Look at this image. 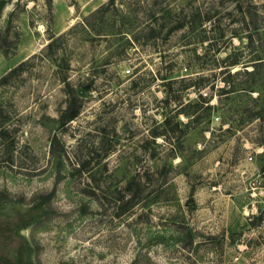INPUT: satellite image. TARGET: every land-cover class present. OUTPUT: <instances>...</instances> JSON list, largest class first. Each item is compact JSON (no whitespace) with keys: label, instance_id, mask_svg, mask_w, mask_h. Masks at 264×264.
I'll use <instances>...</instances> for the list:
<instances>
[{"label":"rangeland","instance_id":"obj_1","mask_svg":"<svg viewBox=\"0 0 264 264\" xmlns=\"http://www.w3.org/2000/svg\"><path fill=\"white\" fill-rule=\"evenodd\" d=\"M109 2L0 0V264H264V0Z\"/></svg>","mask_w":264,"mask_h":264},{"label":"trees","instance_id":"obj_2","mask_svg":"<svg viewBox=\"0 0 264 264\" xmlns=\"http://www.w3.org/2000/svg\"><path fill=\"white\" fill-rule=\"evenodd\" d=\"M115 0H110L108 5L102 7L101 9L96 10L93 12V14L83 20V22H80L77 24L76 27H74V30H81L83 33H85L88 36H95L96 33L100 31L101 27V20L104 19L106 13L110 10V8L114 5ZM73 33V31H72ZM66 35H61L57 38H54L52 42L48 45V47L52 50L54 47V43L58 39H66ZM24 66V63L20 65V68ZM18 69H14L12 73H16ZM81 108L78 106L77 99L74 96H70L68 107L67 109L61 114L59 119V124L61 127L66 126L70 122L74 121L79 115H80ZM168 119H166L165 123H168ZM132 185H130L131 189Z\"/></svg>","mask_w":264,"mask_h":264},{"label":"built area","instance_id":"obj_3","mask_svg":"<svg viewBox=\"0 0 264 264\" xmlns=\"http://www.w3.org/2000/svg\"><path fill=\"white\" fill-rule=\"evenodd\" d=\"M126 72H127L128 74H130V73H131V70H130V69H128Z\"/></svg>","mask_w":264,"mask_h":264}]
</instances>
